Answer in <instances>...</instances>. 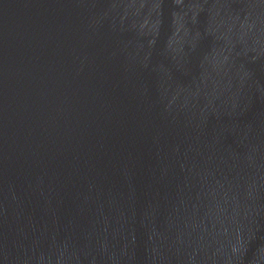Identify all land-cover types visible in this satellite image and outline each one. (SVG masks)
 Instances as JSON below:
<instances>
[{"label":"water","instance_id":"1","mask_svg":"<svg viewBox=\"0 0 264 264\" xmlns=\"http://www.w3.org/2000/svg\"><path fill=\"white\" fill-rule=\"evenodd\" d=\"M0 264H264V0H0Z\"/></svg>","mask_w":264,"mask_h":264}]
</instances>
